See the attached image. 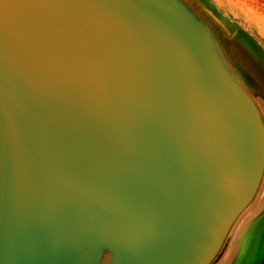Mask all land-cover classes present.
<instances>
[{
    "label": "water",
    "instance_id": "95a60500",
    "mask_svg": "<svg viewBox=\"0 0 264 264\" xmlns=\"http://www.w3.org/2000/svg\"><path fill=\"white\" fill-rule=\"evenodd\" d=\"M117 4L0 0V264H212L255 198L263 117L204 21Z\"/></svg>",
    "mask_w": 264,
    "mask_h": 264
},
{
    "label": "rangeland",
    "instance_id": "374dc122",
    "mask_svg": "<svg viewBox=\"0 0 264 264\" xmlns=\"http://www.w3.org/2000/svg\"><path fill=\"white\" fill-rule=\"evenodd\" d=\"M185 1L204 21L223 64L253 97L264 121V0ZM212 264H264V175Z\"/></svg>",
    "mask_w": 264,
    "mask_h": 264
},
{
    "label": "bare ground",
    "instance_id": "6f19581e",
    "mask_svg": "<svg viewBox=\"0 0 264 264\" xmlns=\"http://www.w3.org/2000/svg\"><path fill=\"white\" fill-rule=\"evenodd\" d=\"M91 1V0H89ZM118 3L117 5H114L115 7L113 8H117L120 7V8H127V9H130L132 8L133 6H137L142 3V0H118ZM127 16V15H125ZM100 18L103 19V21L108 24V25H112L115 21L117 22V20L121 21L123 19V17H119V18H116V17H113V16H103V15H100ZM119 23V22H118ZM131 29H134V30H138L139 27H135L131 24Z\"/></svg>",
    "mask_w": 264,
    "mask_h": 264
}]
</instances>
